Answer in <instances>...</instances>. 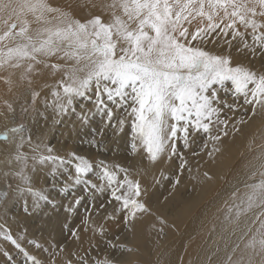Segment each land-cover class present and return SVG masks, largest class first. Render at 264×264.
Wrapping results in <instances>:
<instances>
[{
	"label": "snow or ice",
	"instance_id": "snow-or-ice-1",
	"mask_svg": "<svg viewBox=\"0 0 264 264\" xmlns=\"http://www.w3.org/2000/svg\"><path fill=\"white\" fill-rule=\"evenodd\" d=\"M106 7L110 9L107 22L100 15L81 21L54 6L51 0H0V72L4 74L0 79L11 86L12 77L19 71L20 79L31 86L33 78L43 77L47 70L51 75L62 73V78L51 86L52 101L46 100L45 106L64 115L74 111L77 99L92 103L94 107H82L79 115L85 126L97 115L101 117V126L91 129L94 135L90 143L99 146L107 127L123 132L128 125L133 151L142 148L149 163H156L165 155L179 156L181 169L188 162L178 151V141L182 140L187 150L196 143V136L203 134L205 140L200 151H207L209 157L220 151L216 145L222 136L228 135L231 119H221L223 109L235 112L242 107L220 98L226 82H230L226 95L230 93L234 101L242 98L253 115L258 109L264 111V70L240 63L233 65L230 55L205 50L209 38L222 39L229 48L239 40L241 47L237 52L243 48L253 58L257 51L264 55V0H112ZM193 21L202 26L190 31L188 25ZM51 58L64 63H51ZM90 89H94V100L89 95ZM39 96V91H31L33 110ZM4 104L9 112H14L11 103L4 101ZM121 109L123 116L117 114ZM21 111L27 114L28 109ZM244 122L240 119L232 126ZM26 128L21 123L6 129L0 133V140L7 141L9 132L25 133ZM97 136L101 139L96 140ZM14 151L15 155H10L6 163L11 166L15 162L18 167L0 169V178L5 181V190H0V205L7 199L6 189L12 188L13 179L29 185L17 184L18 195L30 194L48 202V195L30 186L27 173L30 167L35 171L37 163H51L52 187H56L59 172L68 174L72 184L87 185L85 191L93 197L90 208L94 207L97 193L107 192L111 197L109 203L113 200L117 203L115 212L124 213L126 223L150 212L141 198L144 192L141 182L132 178L128 168L110 166L104 161L94 165L88 157L75 152H70L67 158L54 156L51 147L33 141L30 130L19 135ZM94 168H99L98 182L88 178ZM188 170L191 172V168ZM204 176L210 178L207 172ZM60 183L62 193L70 191L68 181ZM85 199L75 197L65 210L72 213ZM230 199L224 218L236 225L232 230L236 236L233 253L239 251L240 255L233 260L229 254L228 264H264V145L259 146L253 160L245 166ZM100 209L107 211L103 204ZM25 211H28L26 201ZM111 218L112 213L105 217ZM82 223L85 231L91 229L94 235L107 236L103 224L89 223V217ZM65 228L72 237L80 239L79 229L67 224ZM25 236L26 232L14 235L0 224V238L7 240L29 264H41L23 246ZM27 242L41 247L37 241ZM104 242L113 251L126 247L107 239ZM58 250L63 252L65 246L59 245ZM44 251L48 253L49 249L45 247ZM94 251H98V244L90 242L87 249L70 253L63 264H119L107 254L93 257ZM56 252L53 242L49 264H56ZM0 255L5 264H15L7 249L0 250Z\"/></svg>",
	"mask_w": 264,
	"mask_h": 264
},
{
	"label": "bare ground",
	"instance_id": "bare-ground-1",
	"mask_svg": "<svg viewBox=\"0 0 264 264\" xmlns=\"http://www.w3.org/2000/svg\"><path fill=\"white\" fill-rule=\"evenodd\" d=\"M111 2L112 0H51L54 6L63 8L76 19L86 21L100 15L105 22L110 19V9L106 5ZM206 23L205 21L204 24ZM198 26H202L199 21L188 25L190 31H195ZM206 43L205 50L230 55L233 65L240 63L257 71L264 70V55L257 51L253 58L243 48L237 52V48L241 47L239 40L234 41L231 48L222 39L209 38ZM50 62L64 63L56 58H51ZM2 75L4 74L0 72V76ZM61 78L62 73L51 75L50 70H47L43 77H34L31 86L20 79L19 71L12 77L11 86L0 79V133L21 123L27 126L25 133L9 132L7 141L0 140V169L7 171L9 167H18L15 162L11 166L7 165L6 159L15 155L14 145L19 135H26L27 130H30L33 141H42L51 147L54 156L67 158L70 152H75L88 157L94 165L104 161L110 166L128 168L132 178L140 180L144 189L141 198L150 212L126 223L124 213L115 212L117 203L114 200L109 203L111 197L107 192L97 193L94 207L90 208L89 201L93 197L90 192L85 191L87 185L80 184L77 187L69 180L68 174L61 171L55 178L56 187H52L53 178L50 174L53 165L37 163L35 171L30 167L27 173L30 176V186L48 195L49 201L38 200L30 194L18 195L15 190L17 184L21 187L29 185L13 179L10 181L12 188L6 189L7 199L0 205V224L10 229L14 235L26 232L23 246L37 256L41 264H49L53 242L57 246L56 264H63L64 258L74 251L87 249L90 242L98 244V251L92 253L93 257L107 254L119 264H228L229 254L236 260L240 255L239 251L233 253L236 236L232 234V230L236 225L225 221L226 202H232L231 192L244 174L245 166L253 160L259 146L264 145V111L258 109L253 115L251 107L243 105L242 98L234 101L230 93L226 95L230 86V82H226L225 89L219 93L220 98L229 103H239L242 107L235 112L223 109L221 119H231L227 128L228 135L222 136L216 145L220 151L214 152L212 157L207 155V151H200L205 140L203 134H198L196 143L187 150L184 149L182 140L178 141V151L184 154L188 162L187 167L181 169L179 156L169 158L165 155L156 163H149L142 148L133 151L130 147L132 134L128 125L123 132L107 127L99 146L95 142L90 143L94 135L91 129L101 126V117L97 115L91 124L85 126L81 124L79 115L82 107H94L92 103L87 99H77L74 101V111L69 110L64 115H58L53 108L45 106L46 100L50 103L53 99L51 86ZM31 91L40 92L35 110L32 107ZM89 95L95 99L94 89L89 90ZM4 101L12 104L14 112L8 111ZM23 108L28 109L27 114L21 111ZM117 114L123 116L125 113L121 109L117 110ZM240 119L245 122L233 127L235 121ZM213 134H216L215 131ZM100 139L101 137H96V140ZM193 152L198 154L193 156ZM205 172L210 178L204 176ZM98 173L99 168H94L88 173V178L98 182ZM177 177L179 183H176ZM61 180L68 181L70 191H60ZM0 190H5L2 178ZM77 196H84L86 199L69 214L65 206L71 204ZM106 197L107 201L104 199ZM102 204L106 212L100 209ZM86 209L89 211L86 212ZM108 213H112L111 219H105ZM86 217H89V223L103 224L107 229V236L102 238L94 235L91 229L85 231L82 222ZM158 218L165 223L161 224ZM65 224L79 229V240L72 237ZM105 239L126 247H118L113 251L111 245L105 244ZM28 240L39 242L41 247H34ZM59 245L65 246L63 252L58 250ZM45 247L49 249L48 253H45ZM3 249L11 252L15 264H29L7 240L0 238V250ZM0 264H5L2 255Z\"/></svg>",
	"mask_w": 264,
	"mask_h": 264
},
{
	"label": "rangeland",
	"instance_id": "rangeland-1",
	"mask_svg": "<svg viewBox=\"0 0 264 264\" xmlns=\"http://www.w3.org/2000/svg\"><path fill=\"white\" fill-rule=\"evenodd\" d=\"M77 187H80V185H77ZM77 190H78V188H77ZM83 189H81V191H82ZM105 199V201H107L108 200V197H106V198H104Z\"/></svg>",
	"mask_w": 264,
	"mask_h": 264
}]
</instances>
